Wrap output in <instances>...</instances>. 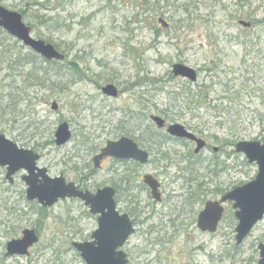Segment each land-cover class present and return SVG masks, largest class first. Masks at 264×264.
Segmentation results:
<instances>
[{
	"label": "rangeland",
	"instance_id": "374dc122",
	"mask_svg": "<svg viewBox=\"0 0 264 264\" xmlns=\"http://www.w3.org/2000/svg\"><path fill=\"white\" fill-rule=\"evenodd\" d=\"M0 4L23 15L34 39L65 56L47 62L0 29V135L40 153L38 166L52 178L63 175L93 193L117 189L118 210L137 224L123 247L129 264H258L264 219L240 246L232 204H225L218 234L203 235L194 223L207 201L258 174L235 148L264 144V0ZM178 64L195 70L197 81L175 76ZM108 84L119 89L117 98L102 93ZM190 91L193 101L173 99ZM152 116L184 126L210 147L195 155L196 145L169 141ZM62 123L73 137L57 147ZM121 137L148 151L149 163L108 159L96 170L93 158ZM147 174L163 184L160 205L144 188ZM21 177L10 184L0 168V264H86L72 244L91 241L97 217L78 199L51 208L29 202ZM33 228L40 242L30 255L7 257V243Z\"/></svg>",
	"mask_w": 264,
	"mask_h": 264
},
{
	"label": "water",
	"instance_id": "95a60500",
	"mask_svg": "<svg viewBox=\"0 0 264 264\" xmlns=\"http://www.w3.org/2000/svg\"><path fill=\"white\" fill-rule=\"evenodd\" d=\"M243 26L250 24L242 23ZM0 29L19 40L25 47L31 49L47 61H63L65 56L53 45L32 37V30L25 22L23 15L10 11L0 4ZM175 76L197 81L195 70L185 65H175ZM104 95L117 98L118 88L109 84L102 88ZM52 110H58V104H52ZM152 121L159 129L165 128L166 121L153 116ZM169 135L179 139H188L196 143L195 154H199L206 146L203 139L197 138L184 126L172 124L168 127ZM72 132L68 123L59 125L55 133V145L62 147L72 139ZM218 151V149H215ZM235 151L243 154L249 164L258 166L256 178L230 192L219 201H209L199 215L198 226L203 232L216 233L223 219L224 204L232 203L235 217L238 220L236 227V244L241 245L251 234L254 227L264 218V144L260 142H240ZM108 158L117 160H135L147 164L149 154L140 149L137 143L127 137L118 141H110L93 158L94 168H101L102 162ZM41 156L32 150L19 148L18 145L0 135V167H7V179L21 171H27L23 177L27 185V199L37 201L42 207H53L60 200L78 199L89 208L92 215L98 216V228L92 234L91 241L73 243L72 246L79 252L86 264H129L127 254L122 250L129 238L135 233L134 225L128 214H121L117 209L116 190L105 187L96 193L78 189L75 183H67L65 177L52 178L46 168H40L38 162ZM143 182L152 192L153 199L160 201V183L152 175H145ZM39 238L34 230H25L21 239L12 240L7 244L6 255L27 256L29 249L38 243ZM260 259L258 264H264V244L259 245Z\"/></svg>",
	"mask_w": 264,
	"mask_h": 264
},
{
	"label": "flooded vegetation",
	"instance_id": "af4514ba",
	"mask_svg": "<svg viewBox=\"0 0 264 264\" xmlns=\"http://www.w3.org/2000/svg\"><path fill=\"white\" fill-rule=\"evenodd\" d=\"M166 129V128H165ZM188 130V129H187ZM188 131H190V130H188ZM166 133H167V129H166V131H165ZM193 133V132H192ZM167 139H169V141L170 140H172V141H176V142H181V143H183V142H185V143H187V142H189L190 143V145H195L196 143L195 142H193V141H190V140H187V139H178V138H172L168 133L166 134V135H164ZM197 136V135H196ZM198 137V136H197ZM148 138V137H147ZM199 138V137H198ZM149 139V138H148ZM147 139V140H148ZM146 140V141H147ZM139 145V144H138ZM208 146L210 147V145L206 142V146H205V148H204V150L206 149V148H208ZM139 147L141 148V149H143L140 145H139ZM215 149H217L216 147H213V151H215ZM143 150H145V149H143ZM218 150H220L219 148H218ZM195 151V150H194ZM217 152V151H216ZM150 154V153H149ZM194 154H195V152H194ZM196 155V154H195ZM118 162H121V163H123L122 161H118ZM132 162V161H131ZM133 163H135L136 164V162H133ZM0 168H2L5 172H6V180L10 183V184H14V182L16 181V179H18L19 177H20V175L22 174V177H21V180L23 181V182H25L24 180H23V177L24 176H26L27 175V171H25V170H21V171H19V172H17L14 176H13V178H11V179H7V172H8V168L7 167H0ZM155 177V176H154ZM157 179V178H156ZM159 181V183H160V188H159V192H160V201H156L157 202V204H162L163 202H164V190H163V184L160 182V180H158ZM26 184V183H25ZM26 187H27V185H26ZM144 188H146V191H148L149 190V193H150V195H151V197H152V199H153V196H152V192H151V190L146 186V187H144ZM115 189V188H114ZM116 190V197H117V194L119 193V191L117 190V189H115ZM225 194V193H224ZM224 194H222L221 196H220V198H222V196L224 195ZM26 195H27V191H26ZM219 198V199H220ZM154 200V199H153ZM189 200H191V202H186L187 204V207L188 206H190V205H193V201H192V198H189ZM155 201V200H154ZM209 201H211V200H209ZM209 201H207V202H209ZM215 201H217V200H215ZM117 202V201H116ZM166 202V201H165ZM206 202V203H207ZM39 205V204H38ZM205 206H206V204H205ZM41 207V206H40ZM42 208H44V207H42ZM205 208V207H204ZM185 212H187V209H185ZM202 211H200L199 213H198V215H197V219L195 220V223H194V225H195V227H196V229H197V231L198 232H200L201 234H203V235H216V234H218V231H219V229H220V224L222 223V221H223V219H224V217H225V213H226V208H225V213H224V216H223V219H222V221H221V223L219 224V226H218V229H217V232L215 233V234H212V233H209V232H203V231H201V229L199 228V226H198V220H199V215H200V213H201ZM130 216V218H131V216L132 215H129ZM134 217V216H133ZM131 220H132V218H131ZM132 222H133V225H134V227H135V229H136V222H135V220L133 221L132 220ZM25 230H28V229H24L23 231H22V234H21V236L19 237V238H17V239H20V238H22L23 236V232L25 231ZM29 230H34L35 232H36V235L38 236V238H39V241H38V243H36L35 245H33L30 249H29V254L27 255V256H29L30 255V253H31V250H34L35 249V247L39 244V242H40V231H39V229L38 228H33V229H29ZM236 236H237V234H236V229H235V238H236ZM14 240V239H13ZM8 244V243H7ZM6 247H7V245H6ZM7 256V255H6ZM8 257V256H7ZM14 257V256H13Z\"/></svg>",
	"mask_w": 264,
	"mask_h": 264
},
{
	"label": "trees",
	"instance_id": "16d2710c",
	"mask_svg": "<svg viewBox=\"0 0 264 264\" xmlns=\"http://www.w3.org/2000/svg\"><path fill=\"white\" fill-rule=\"evenodd\" d=\"M54 63L58 64L57 62H54ZM174 94H175V96L173 97V99L175 101H179L181 99L182 101L187 102V101H193V99L196 98L195 94L192 91H190L189 93H187L185 95H181L180 93H174ZM163 114L165 115V117L171 116V114L168 112V110H164ZM51 144H52V142H51Z\"/></svg>",
	"mask_w": 264,
	"mask_h": 264
}]
</instances>
